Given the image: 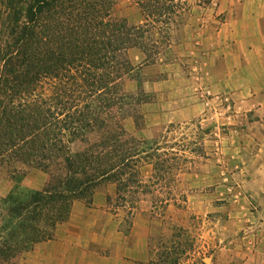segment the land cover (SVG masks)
I'll list each match as a JSON object with an SVG mask.
<instances>
[{
    "label": "trees",
    "instance_id": "trees-1",
    "mask_svg": "<svg viewBox=\"0 0 264 264\" xmlns=\"http://www.w3.org/2000/svg\"><path fill=\"white\" fill-rule=\"evenodd\" d=\"M133 1L139 24L115 16L116 0H0V179L15 182L0 199V264H19L68 219L75 200L91 206L105 185H116L108 204L127 210V234L136 212L154 217L170 206H145L144 195L172 169L159 141L127 129L131 117L142 126L139 107L147 97L125 83L140 79L130 50L157 53V36H170L190 0ZM145 163L154 166L151 185ZM33 168L51 175L48 189L23 187ZM185 248L172 243L142 264H182Z\"/></svg>",
    "mask_w": 264,
    "mask_h": 264
},
{
    "label": "crops",
    "instance_id": "crops-1",
    "mask_svg": "<svg viewBox=\"0 0 264 264\" xmlns=\"http://www.w3.org/2000/svg\"><path fill=\"white\" fill-rule=\"evenodd\" d=\"M224 10L227 18L218 27L202 25L195 37L170 45L172 56L151 62L140 49L130 50L132 62L141 68L140 79L127 80L125 88L133 94L141 89L147 100L139 107L142 126L132 117L126 126L150 140L171 125L189 124V136L200 140L205 155L212 154L214 139L228 165L229 154L236 152L243 174L238 200L246 207L239 215L257 222L250 228L258 241L243 264H264V0H238ZM226 96L233 99L231 121ZM224 123L242 126L234 131L240 134L237 141H229L220 130ZM153 170L152 163L141 165L147 178ZM51 183V175L38 168L22 181L24 188L40 191ZM14 186L11 178L0 180V199ZM115 193L116 185L108 184L95 193L91 206L75 200L68 219L56 226L51 238L24 252L19 264L148 263L152 219L136 212L127 234L122 210L108 204V196Z\"/></svg>",
    "mask_w": 264,
    "mask_h": 264
},
{
    "label": "rangeland",
    "instance_id": "rangeland-1",
    "mask_svg": "<svg viewBox=\"0 0 264 264\" xmlns=\"http://www.w3.org/2000/svg\"><path fill=\"white\" fill-rule=\"evenodd\" d=\"M204 1L190 0V8L185 12L184 19L171 25L170 36H157L159 51L151 56L146 54L151 62H156L164 54L172 56L170 45L189 36L195 37L202 25L218 27L227 18L226 5L238 0H208L206 4ZM114 14L132 24L142 21V14L133 0H116ZM225 98L229 99L226 103L230 120L234 110L233 99L229 96ZM189 127V124H174L150 139L160 142V154L167 159L165 167L172 169L160 180L161 185L157 190L144 195L145 206L149 209L155 204H158L155 208L161 206L164 200L170 201V206L160 210L161 214L152 217L145 212L152 219L149 237L151 258L155 253L165 252L172 243H182L187 251L181 256L182 264H243L258 238L250 228L256 226L257 222L239 215L246 210L238 200V181L243 177L237 162L239 155L236 152L229 154L228 165L226 154L220 150V142L217 144L215 139L212 154L205 155L200 140L189 136ZM241 127L224 123L219 128L229 135V141H237L240 134L234 131L241 130ZM3 178L9 177L3 174L0 180ZM144 178L151 185V177L144 175ZM121 210L125 216L123 229L127 232L129 216L127 210ZM182 250L183 247L179 252Z\"/></svg>",
    "mask_w": 264,
    "mask_h": 264
},
{
    "label": "built area",
    "instance_id": "built-area-1",
    "mask_svg": "<svg viewBox=\"0 0 264 264\" xmlns=\"http://www.w3.org/2000/svg\"><path fill=\"white\" fill-rule=\"evenodd\" d=\"M224 100H225V102H227V103H228V101H229V99H228V98H225Z\"/></svg>",
    "mask_w": 264,
    "mask_h": 264
}]
</instances>
